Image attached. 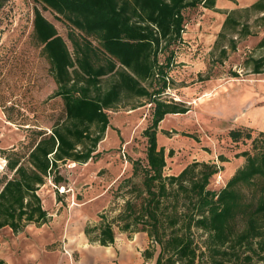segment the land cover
<instances>
[{
	"label": "trees",
	"instance_id": "1",
	"mask_svg": "<svg viewBox=\"0 0 264 264\" xmlns=\"http://www.w3.org/2000/svg\"><path fill=\"white\" fill-rule=\"evenodd\" d=\"M36 1L71 27L68 37L73 52L56 27L35 9L34 32L58 87L53 97L63 99L65 114L50 132L33 130L26 150L5 152L6 172L0 174V230L20 233L28 225L49 221L40 189L48 181L56 186L65 182L60 173L63 165L97 159L98 146L110 126L108 112L127 95L145 102L133 110L151 105L152 118L143 131L145 164L133 162L134 173L142 170L144 189L136 197L138 203L126 201L119 216L120 230L146 233L152 247H159L156 264H199L205 259L208 264L263 261L264 133L253 140L255 147L260 144L259 151L239 154L246 158L245 165L219 191L209 188L211 179L221 171L213 163L194 161L178 175L165 176L166 151L158 145L159 125L165 117L190 111L182 102L165 99L186 32L185 11L203 7L217 12V0ZM252 11L264 21V0L243 10L244 24L237 17L238 10L227 14L219 34V39L231 36L229 45L220 43L223 60L229 50L237 51L238 39L253 36L248 24ZM257 48L264 50V37ZM245 67L253 74L264 73V53L248 57ZM229 137L235 143L253 138L245 128L231 130ZM244 188L253 190L252 200L247 199ZM239 218L245 222L242 231L237 228ZM199 232L205 237L203 246L197 244ZM85 233L90 243L103 247L116 240L112 223L87 226ZM143 257L152 259L154 252L148 248Z\"/></svg>",
	"mask_w": 264,
	"mask_h": 264
},
{
	"label": "rangeland",
	"instance_id": "2",
	"mask_svg": "<svg viewBox=\"0 0 264 264\" xmlns=\"http://www.w3.org/2000/svg\"><path fill=\"white\" fill-rule=\"evenodd\" d=\"M229 1L241 12L237 17L244 24L243 10L259 0ZM35 9L56 27L73 52L70 25L52 10L44 9L36 0H0V174L6 172L5 152L26 150L33 130L50 132L65 114L63 99L53 97L58 87L34 32ZM216 10L198 7L185 11L186 32L178 46L172 88L165 99L182 102L190 111L165 117L159 125L158 145L166 151L165 176L178 175L194 161L213 163L221 171L211 179L209 188L219 191L245 165L246 158L238 155L259 151L260 144L255 147L253 140L264 133V74H253L245 67L248 57L264 53L257 48L264 37V21L261 14L250 12L248 24L253 36L238 39L237 51L229 50L223 60L220 46L229 45L231 36L219 39V34L229 10ZM144 103L124 95L117 108L108 112L110 126L98 146L97 159L63 165L60 173L65 182L56 186L48 181L39 191L49 213L58 219L64 213L69 215L73 234L84 233L87 225H114L116 243L109 247L112 255L88 242L86 247L82 244L77 248L84 264H154V259L146 261L143 253L148 248L159 251L146 233L120 230L123 223L119 216L126 201L137 202L144 189L142 170L134 173L133 167V162L145 164L147 140L143 131L151 122L152 107L145 104L133 110ZM238 128L250 130L253 138L232 142L229 132ZM243 190L248 200L255 197L253 190ZM244 227V220L239 218L238 231ZM196 239L203 246L201 232L196 233ZM60 258L45 264H75L71 257ZM199 264L208 263L205 259ZM254 264H264V260L255 258Z\"/></svg>",
	"mask_w": 264,
	"mask_h": 264
},
{
	"label": "crops",
	"instance_id": "3",
	"mask_svg": "<svg viewBox=\"0 0 264 264\" xmlns=\"http://www.w3.org/2000/svg\"><path fill=\"white\" fill-rule=\"evenodd\" d=\"M216 7L228 9L229 12L236 10L229 0H217ZM256 119L258 122V117ZM261 121L264 123V119ZM48 215L49 221L46 224L41 226L28 225L20 233H14L10 228L0 230V261H3L4 264H45L48 261L55 262L61 255V258L71 257L75 264H84V257L77 248L81 247L82 244L83 247H86L90 242L86 233L73 234V225L68 223L69 215L67 216V213L62 214L61 219H58L57 215L53 213L48 212ZM63 247H65L64 252ZM101 247L106 250V253L112 255L110 246ZM75 253H80V256H75ZM158 254L159 251L156 250L154 257L149 260L154 259L153 262L156 264ZM61 258L60 260H62Z\"/></svg>",
	"mask_w": 264,
	"mask_h": 264
}]
</instances>
